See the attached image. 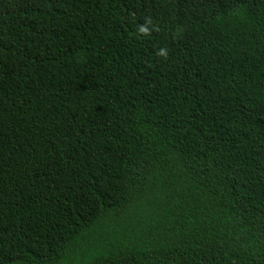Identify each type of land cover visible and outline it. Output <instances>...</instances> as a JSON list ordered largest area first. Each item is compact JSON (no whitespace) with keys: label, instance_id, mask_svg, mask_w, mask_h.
Returning <instances> with one entry per match:
<instances>
[{"label":"trees","instance_id":"1","mask_svg":"<svg viewBox=\"0 0 264 264\" xmlns=\"http://www.w3.org/2000/svg\"><path fill=\"white\" fill-rule=\"evenodd\" d=\"M0 264H264V0H0Z\"/></svg>","mask_w":264,"mask_h":264},{"label":"rangeland","instance_id":"2","mask_svg":"<svg viewBox=\"0 0 264 264\" xmlns=\"http://www.w3.org/2000/svg\"><path fill=\"white\" fill-rule=\"evenodd\" d=\"M133 18H134V12H129V14H128V21H129V23H132Z\"/></svg>","mask_w":264,"mask_h":264}]
</instances>
